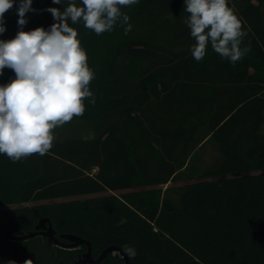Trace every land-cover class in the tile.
I'll return each mask as SVG.
<instances>
[{
	"label": "trees",
	"instance_id": "1",
	"mask_svg": "<svg viewBox=\"0 0 264 264\" xmlns=\"http://www.w3.org/2000/svg\"><path fill=\"white\" fill-rule=\"evenodd\" d=\"M68 2L33 0L23 30L49 28L46 9ZM18 6L6 12L0 39L19 30ZM229 6L251 49L235 65L210 45L203 60L192 57L183 0L122 8L133 25L127 35L120 26L96 35L71 25L95 72L96 103L86 100L83 116L55 130L47 154L16 163L0 154V226L21 235L49 218L60 241L80 236L94 257L129 246L133 264H264V0ZM14 78L6 68L0 84ZM209 141L222 159L201 170L193 161ZM86 252L0 231V256L18 264H74ZM101 264L124 261L110 253Z\"/></svg>",
	"mask_w": 264,
	"mask_h": 264
},
{
	"label": "clouds",
	"instance_id": "2",
	"mask_svg": "<svg viewBox=\"0 0 264 264\" xmlns=\"http://www.w3.org/2000/svg\"><path fill=\"white\" fill-rule=\"evenodd\" d=\"M184 20L194 43L192 57L204 59L209 45L222 59L232 65L250 51L241 46L247 32L241 19L229 6V0H183ZM33 0H19L17 8L18 31L14 38L0 39V75L10 69L15 78L0 84V154L13 163L32 155L47 154L56 140L55 130L83 116L85 101L96 103L90 90L95 72L88 64V55L78 39V30L71 25L83 26L102 35L115 27L131 32L130 17L124 7L138 4L139 0H69L63 10L46 9L54 23L47 29L37 27L24 31L26 13L34 12ZM62 4V0H52ZM15 0H0V35L6 31L5 14L14 7ZM94 133L83 137L93 139ZM129 258L136 251L125 246ZM8 264H16L10 260ZM23 264H33L26 259Z\"/></svg>",
	"mask_w": 264,
	"mask_h": 264
},
{
	"label": "water",
	"instance_id": "3",
	"mask_svg": "<svg viewBox=\"0 0 264 264\" xmlns=\"http://www.w3.org/2000/svg\"><path fill=\"white\" fill-rule=\"evenodd\" d=\"M0 231L11 240H28L34 238L38 235H44L50 238L56 245H59L63 248H77L82 245L87 246V252L84 253L81 257L74 260V264H101L103 260L110 254L116 253L119 254L123 259L124 264H133L127 254L124 252L122 248L116 245H112L107 247L98 257H94L92 255V246L91 243L80 236L75 234L65 233L62 234L61 237L68 240V242H62L56 236V232L52 226V223L49 218H43L39 221V223L35 227V231L21 234V235H11L9 234L3 227L0 226Z\"/></svg>",
	"mask_w": 264,
	"mask_h": 264
},
{
	"label": "rangeland",
	"instance_id": "4",
	"mask_svg": "<svg viewBox=\"0 0 264 264\" xmlns=\"http://www.w3.org/2000/svg\"><path fill=\"white\" fill-rule=\"evenodd\" d=\"M39 1L43 2L45 0H39ZM262 131L264 132V125L262 127ZM221 159H222V155L220 154L218 147L214 142L209 141L206 142L203 145V147L198 151L197 156L193 161V163L199 166L201 170L215 169L218 166ZM191 181L194 180L182 181V182H169L164 186V189L168 187H174L177 189L178 187L183 186ZM175 197L176 198L178 197L177 193L175 194ZM61 200L64 199H58L57 201H61ZM0 263L1 264L6 263V260L3 259L1 256H0Z\"/></svg>",
	"mask_w": 264,
	"mask_h": 264
},
{
	"label": "built area",
	"instance_id": "5",
	"mask_svg": "<svg viewBox=\"0 0 264 264\" xmlns=\"http://www.w3.org/2000/svg\"><path fill=\"white\" fill-rule=\"evenodd\" d=\"M114 254H116V253H114ZM10 260H6V263L5 264H8V262H9ZM1 264V263H0ZM16 264H18L17 262H16Z\"/></svg>",
	"mask_w": 264,
	"mask_h": 264
}]
</instances>
